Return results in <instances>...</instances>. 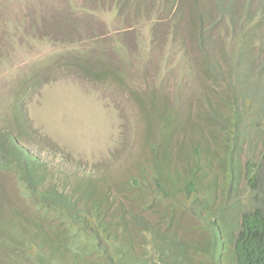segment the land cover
I'll return each mask as SVG.
<instances>
[{
    "label": "rangeland",
    "instance_id": "rangeland-1",
    "mask_svg": "<svg viewBox=\"0 0 264 264\" xmlns=\"http://www.w3.org/2000/svg\"><path fill=\"white\" fill-rule=\"evenodd\" d=\"M193 2L208 3L179 0V10ZM174 12L165 0H0V131L20 135L44 186L102 202L113 223L108 236L98 229V260L95 241L69 223L62 230L14 169H0V248L25 227L34 244L24 250L38 246L48 264H139L155 248L168 263L187 252L196 263L207 259L197 247L211 246L217 214L228 229L251 210L247 164L264 159V31L254 55L228 57L226 38L206 76ZM235 99L240 114L226 106ZM121 206L147 227H118L127 245L114 242Z\"/></svg>",
    "mask_w": 264,
    "mask_h": 264
},
{
    "label": "trees",
    "instance_id": "trees-1",
    "mask_svg": "<svg viewBox=\"0 0 264 264\" xmlns=\"http://www.w3.org/2000/svg\"><path fill=\"white\" fill-rule=\"evenodd\" d=\"M165 1H169L171 8H175L174 14L181 16L187 36L191 40L193 39L195 47L200 52V60H197L198 63L195 64L206 71V76H210L212 73V53H219L225 48L223 46H227L226 38L230 39L231 42L228 43V46L232 47L228 57L236 53L254 55L255 47L259 46L258 41L261 37L258 34L264 31V0H207V4L193 2L182 10H179V0ZM127 2L128 0H116V4L120 7ZM217 39H224L220 46L216 41ZM225 55L228 54L225 52L222 57L225 58ZM261 63H264V59ZM226 106L230 112L242 113L238 110L236 99L235 102H227ZM218 128L225 130L228 128V124L221 123ZM19 138L20 135L0 131V169H14L21 181L24 182L27 194L38 209L52 213L59 221V227L62 230L66 228L65 223H69L78 231H82L88 235L89 239L95 241V246L100 250L101 242L97 236L98 229L100 228L102 233L108 236L113 224L105 222L106 207L104 204L101 202L87 206V202L72 196L69 193L70 190H66L64 185L62 188H59L57 183L44 186L41 165L19 144ZM247 166L246 175H250L247 179L248 190L252 196L251 210L241 212L240 216H236L234 218L236 222L232 220L228 229H225L222 224V216L217 214L218 217L211 222L212 233L209 239L211 246L201 245L199 248L197 247L198 250L196 249L199 254L206 256L207 259L195 263L187 252L186 259L183 257V260L177 264H264V194H262L264 190L255 185L259 175L264 185V159L256 168L252 163L247 164ZM34 172L37 174V179ZM133 182L134 185L139 184L134 179ZM188 185L191 189L194 185L193 181L190 180ZM134 187L137 188V186ZM123 189L126 190L127 187ZM140 189L144 190V187H138L139 192H141ZM140 195L134 196L137 201H144L145 195L143 197ZM118 210L120 213L116 219L117 222H114V239H116L114 242L121 241L122 244L127 245L124 242L125 237L116 234L118 227L127 225L130 220L134 221L135 230H147V227L140 223L137 217L140 216L139 212L137 214L132 210L127 211L123 206ZM81 211L88 214V218L81 216ZM141 220L146 223L142 218ZM22 228L19 229L22 230ZM20 230L15 229L16 233L13 232L10 237L4 235L8 241L11 240L13 247L9 249L0 248V264H48L38 260V256L42 255L38 246L32 251L30 249L24 250L25 244H34V238L32 235L21 236L22 231L20 232ZM120 249L123 250L124 247L121 245ZM99 250H96L98 260H103L102 251L99 252ZM130 251L132 252L131 248ZM163 255L166 254L160 253L155 248V257L149 262L142 260L139 264H174L168 263ZM106 260L110 262L109 258ZM134 261V264L139 262L135 257ZM103 263L105 262L103 261Z\"/></svg>",
    "mask_w": 264,
    "mask_h": 264
}]
</instances>
